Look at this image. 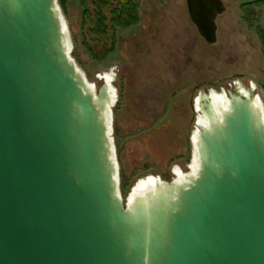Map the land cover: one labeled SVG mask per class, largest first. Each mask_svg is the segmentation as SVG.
<instances>
[{"label":"water","instance_id":"water-1","mask_svg":"<svg viewBox=\"0 0 264 264\" xmlns=\"http://www.w3.org/2000/svg\"><path fill=\"white\" fill-rule=\"evenodd\" d=\"M218 40L221 0H186ZM58 0H0V264H264V110L254 86L198 111V174L125 205L114 101L71 57Z\"/></svg>","mask_w":264,"mask_h":264},{"label":"rangeland","instance_id":"rangeland-1","mask_svg":"<svg viewBox=\"0 0 264 264\" xmlns=\"http://www.w3.org/2000/svg\"><path fill=\"white\" fill-rule=\"evenodd\" d=\"M84 0H58L71 43V57L98 92L113 77L116 102L111 129L125 205L149 177L176 181L191 174L193 136L202 92L255 87L264 110V0H221L218 40L208 44L191 21L186 0H141L140 23L117 33V44L96 58ZM251 7L246 18L242 6ZM111 51V52H109Z\"/></svg>","mask_w":264,"mask_h":264},{"label":"trees","instance_id":"trees-1","mask_svg":"<svg viewBox=\"0 0 264 264\" xmlns=\"http://www.w3.org/2000/svg\"><path fill=\"white\" fill-rule=\"evenodd\" d=\"M141 0H84V19L90 25L96 58L102 57L103 49L112 45L114 51L117 44V33L130 30L140 23ZM261 2L242 6L248 19L253 17L251 7L260 6ZM264 50V34L261 33ZM109 51V52H111ZM98 56V57H97ZM100 60V59H99Z\"/></svg>","mask_w":264,"mask_h":264},{"label":"bare ground","instance_id":"bare-ground-1","mask_svg":"<svg viewBox=\"0 0 264 264\" xmlns=\"http://www.w3.org/2000/svg\"><path fill=\"white\" fill-rule=\"evenodd\" d=\"M104 80L111 86L112 94L116 96V91H115V89H113V86H112L113 77L112 76H104ZM88 85L92 89L94 88L93 85H91V84H88ZM242 91H243V93L248 94V90L246 88L245 89L243 88ZM211 96L213 98V103H214L217 111L221 112V111L227 110L228 99L226 97L225 92L217 93V92L212 91ZM115 102L116 101H114V104H115ZM257 105H258V107L263 108L260 99L257 100ZM196 106L198 108V105H196ZM207 125H208L207 119L205 117H203L202 115H200L198 118L197 130L193 136V143L195 145H196V141H197V133L199 132L201 127H205ZM199 167H200V163L198 160V156L195 153L191 174L186 175L183 173H178L176 181H178V183L188 182V180L191 177H195L198 174ZM161 183H162V181L160 179L153 178V177H149L146 180L141 181L133 190V192H132V194L128 200V204L132 205V203H134V201H136L137 199H145L150 193H153L154 191H156L158 189V187H160Z\"/></svg>","mask_w":264,"mask_h":264}]
</instances>
